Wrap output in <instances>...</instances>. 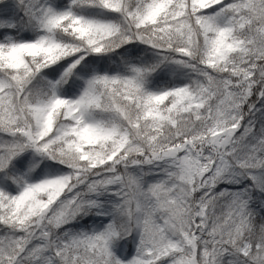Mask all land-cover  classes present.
<instances>
[{"label":"snow or ice","instance_id":"obj_1","mask_svg":"<svg viewBox=\"0 0 264 264\" xmlns=\"http://www.w3.org/2000/svg\"><path fill=\"white\" fill-rule=\"evenodd\" d=\"M0 264H264V0H0Z\"/></svg>","mask_w":264,"mask_h":264}]
</instances>
